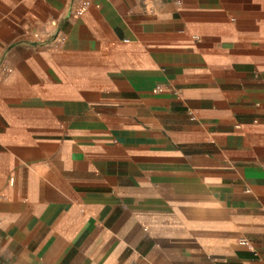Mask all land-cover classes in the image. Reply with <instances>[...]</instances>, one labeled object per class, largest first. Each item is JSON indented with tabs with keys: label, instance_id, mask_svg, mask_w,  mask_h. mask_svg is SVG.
I'll use <instances>...</instances> for the list:
<instances>
[{
	"label": "crops",
	"instance_id": "crops-1",
	"mask_svg": "<svg viewBox=\"0 0 264 264\" xmlns=\"http://www.w3.org/2000/svg\"><path fill=\"white\" fill-rule=\"evenodd\" d=\"M0 264H264V0H0Z\"/></svg>",
	"mask_w": 264,
	"mask_h": 264
}]
</instances>
